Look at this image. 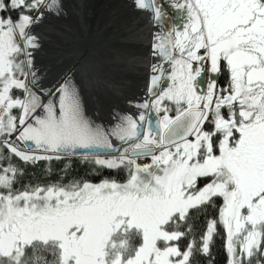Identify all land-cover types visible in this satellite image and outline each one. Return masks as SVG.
Returning <instances> with one entry per match:
<instances>
[{"label": "snow or ice", "instance_id": "obj_1", "mask_svg": "<svg viewBox=\"0 0 264 264\" xmlns=\"http://www.w3.org/2000/svg\"><path fill=\"white\" fill-rule=\"evenodd\" d=\"M134 4L163 28L152 50L169 67L152 65L150 99L136 105L144 111L106 132L84 116L72 78L46 89L35 70L32 27L59 14L60 0H0V264H192L218 225L229 264H264V0ZM165 8L182 13L178 26L161 23ZM209 67L227 71L226 86L199 79ZM96 148L108 158L94 163L126 170L125 182L16 187L13 158ZM218 201V217L189 239L191 210Z\"/></svg>", "mask_w": 264, "mask_h": 264}, {"label": "bare ground", "instance_id": "obj_2", "mask_svg": "<svg viewBox=\"0 0 264 264\" xmlns=\"http://www.w3.org/2000/svg\"><path fill=\"white\" fill-rule=\"evenodd\" d=\"M101 3L104 12L108 16L110 15L115 19L121 16L125 19L127 18V22L132 27L129 26L128 31H125L124 33H128L126 37L130 41H134L133 39H135L137 40L136 43L138 44L137 48H135V53L132 54V59L128 60V63L130 64V72L123 74L121 71V73L117 72V77L114 76V78L116 79L115 81H117L121 86L125 88L127 87V91L129 90L127 102L131 105H126L125 108L119 105L116 106L117 108L115 112L111 116H109V119H112V122H114V124L116 125L120 122V119L123 116L131 115L136 118L139 112L144 111L143 109L137 108L136 105L142 103L146 99H150L148 89L151 86V76L153 75L152 65L155 64V56H153L152 44L154 42V35L157 33V28L155 26L156 22L149 19V14H147L145 10H139L134 4V0H110V2L109 0H104ZM96 7L97 10L95 12L97 14L99 12V9H101V5ZM53 14L54 12L45 13L43 19L32 27V32L36 37H38L40 45L39 48L34 51L35 70L44 88L54 90L63 83L65 78L70 77L73 79L78 93L81 94L83 92L81 86H86V82L81 84L82 79L79 77L78 71L83 66V64H86L87 61L90 62V58L87 57H91L93 53L95 57H98L99 54L92 49L86 50L84 54H82L79 58L77 57L78 59H71L70 61L69 58L73 56L74 51L69 49L68 55H59L57 57V61H59L61 65H65V63L66 65L62 69L56 66L54 69L52 68V70L49 71L51 74L49 72L47 73L46 67L44 66L47 60V56L46 53L43 52L45 49H47L48 51L46 52L50 55L49 50H51L52 45H46L45 42L42 41V37L44 36V34H46V31L50 32L52 28H54V26L58 24ZM58 20L60 23L63 21L67 22V18L63 15H61ZM84 24L86 26H90V23L88 20H86V18L84 19ZM117 36L120 37V35ZM103 54L105 55L106 53ZM109 66L112 65L110 64ZM91 98L92 101L97 100L98 102H103L104 98L106 97L98 95L95 98L91 96ZM120 98H123V96H121ZM114 100H117L120 104V101L117 97H114ZM120 100L123 101V99ZM112 105L115 106V103H113ZM112 138L113 139L111 140V142L113 143V145L117 148L121 147L120 141L116 140L115 137ZM106 152L107 150L102 148L78 149L76 154L74 155L96 157V155L99 154L100 157H108ZM144 161H146V159Z\"/></svg>", "mask_w": 264, "mask_h": 264}, {"label": "rangeland", "instance_id": "obj_3", "mask_svg": "<svg viewBox=\"0 0 264 264\" xmlns=\"http://www.w3.org/2000/svg\"><path fill=\"white\" fill-rule=\"evenodd\" d=\"M165 2L166 0H160V3ZM168 2H171V0H168ZM165 12L167 13L168 21L167 24L162 21L164 26H178V24L181 22L182 13L177 12L172 8H165ZM13 18H15V15H13ZM54 18L58 24L54 26L50 32L46 31V34L54 38L55 48L61 50L63 53L61 55H68L69 53L67 50H73L74 54L71 58H69L71 61V59L73 60L77 57L79 58L86 50L92 49L99 53L98 57H95L94 53L91 55V57H87L90 58V62L87 61V63L83 64V66L78 71L79 77L82 79L81 84L86 82V86H81L83 92L81 94L79 93V97L84 116H87L86 118L93 125L99 126L108 132L112 127H114L112 125V119H109V116L115 112L117 108L116 106L119 105L124 108L126 105L131 106L128 102H126L127 100L121 104H116L115 102L117 101L110 98L114 99V97L120 98L123 96V98L127 97L126 99H128L129 90L127 91V87L125 88L115 81L116 79L114 76L117 77V72L121 73L122 71L123 74L130 72V64L128 63V60L132 59V54H134L136 51L135 48H137L138 45L136 43L137 40L133 39L134 41H130L124 36H115L113 39H110L109 42L106 41L102 43L103 41L108 40L104 30H101L99 34L95 33V36H89L86 35L83 28H81L82 25L80 22L76 23L67 20V22L63 21L65 23H60L58 17L55 16ZM177 20L180 21L177 22ZM101 39L103 41H101ZM103 53H106L107 55H104ZM101 56L103 57L102 59ZM110 64L112 66H109ZM65 65H61L58 61L56 63V66L60 69H62ZM213 76L215 78V74L210 73L209 67V70L205 72V77L203 79V81H205V85L209 79L213 78ZM164 82L165 86L171 83L166 79ZM96 95L104 96L106 98H104L103 102L99 101L100 103L97 100L92 101L91 96L95 98L97 97ZM113 103H115V106L112 105ZM151 118L153 121H155L157 118L154 112L151 113ZM109 139L112 140L113 138L110 136ZM90 158L95 159V157ZM144 160L145 158L142 161L144 163L150 162V158H147L146 161Z\"/></svg>", "mask_w": 264, "mask_h": 264}, {"label": "trees", "instance_id": "obj_4", "mask_svg": "<svg viewBox=\"0 0 264 264\" xmlns=\"http://www.w3.org/2000/svg\"><path fill=\"white\" fill-rule=\"evenodd\" d=\"M179 21L177 20V22ZM204 77L205 73L199 79L203 80ZM215 79L218 85L223 87L227 85L229 75L227 71H222L219 74H215ZM13 95L22 96L23 94L14 90ZM165 104L172 107L168 101H165ZM169 114L175 115V112L173 111ZM13 162L18 168L23 170V175L18 177L19 183L16 185L17 188L21 189L26 185L45 186L57 183L66 185L72 182L83 181L95 184L105 179L123 183L127 179L126 170L101 168L94 163V158L61 157L60 159H52L51 161L39 160L28 164L17 158H13ZM221 203L222 201H218L212 207H206L202 210H191L190 215L192 219L190 223L192 224L193 232L189 239L195 238L197 241L200 240L201 235L206 230L208 221L218 217ZM188 242V240H184L181 244L183 246ZM192 264H229V254L226 250V234L222 226H217V234L213 237L210 253L208 255L194 253Z\"/></svg>", "mask_w": 264, "mask_h": 264}, {"label": "water", "instance_id": "obj_5", "mask_svg": "<svg viewBox=\"0 0 264 264\" xmlns=\"http://www.w3.org/2000/svg\"><path fill=\"white\" fill-rule=\"evenodd\" d=\"M102 1H104V0H60L61 11L59 12V14L54 12L53 15H54V17L56 16L58 18H60V16L63 15L69 21H73L76 23L80 22L81 25L83 24L81 26V28H83L85 34L89 35V36L90 35L95 36L96 35L95 33L99 34L101 32V30H104L106 32L108 40L103 41L101 39V41H103L102 43H104L106 41L109 42L110 39H113V37H115L117 35L126 37L128 33H124V32L128 31V29H129L128 27L131 26L127 22V18L125 19L124 17L121 16V17H117L115 19L110 15L108 16L103 10V6L101 3ZM112 1H114V0H112ZM109 2H110V0H109ZM100 5H101V9H99V12L96 14V12H95L97 10L96 6H100ZM146 13L149 14V19L151 21H153L152 13L149 11H146ZM85 18H86V20L89 21L90 26L89 25L86 26L84 24ZM155 26L157 28V32L163 31V28H158L156 23H155ZM122 33H124V34H122ZM101 35H102V33H101ZM42 39H43L42 41L45 42L46 45H49V44L52 45L51 50H49L50 55L47 54V52H46V51H48L47 49H45L43 52V53H46V56H47V60L44 64V66L46 67V72L48 73L49 71L52 70V68L53 69L55 68L56 63H57V57L63 53L61 52V50L54 49L55 48L54 38H52L50 35L48 36L47 34H45L42 37ZM98 42H99V40H98ZM144 46H145V44H144ZM141 47H142V45H141ZM42 54H40V55H42ZM102 58L103 57L101 56V59ZM155 63H164V62L162 60H160L158 57H155ZM164 67L168 68L169 65L164 63ZM164 86H165V82L163 81L161 83L160 87H164ZM110 99L114 100L113 98H110ZM120 99L121 98H119L120 104L122 102L128 100L126 98H122L123 101ZM115 101H117V100H115ZM115 103L118 104L119 102L117 101ZM149 115L151 116V113ZM112 125L115 126L114 122H112ZM61 157L90 158L89 156H84V155H62ZM145 159H147V158H145Z\"/></svg>", "mask_w": 264, "mask_h": 264}, {"label": "built area", "instance_id": "obj_6", "mask_svg": "<svg viewBox=\"0 0 264 264\" xmlns=\"http://www.w3.org/2000/svg\"><path fill=\"white\" fill-rule=\"evenodd\" d=\"M15 15V13H12V16Z\"/></svg>", "mask_w": 264, "mask_h": 264}]
</instances>
